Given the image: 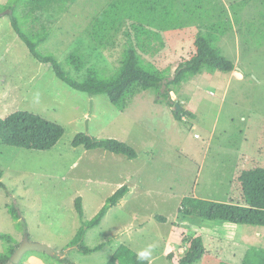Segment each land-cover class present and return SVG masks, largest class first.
I'll return each instance as SVG.
<instances>
[{
  "label": "rangeland",
  "instance_id": "1",
  "mask_svg": "<svg viewBox=\"0 0 264 264\" xmlns=\"http://www.w3.org/2000/svg\"><path fill=\"white\" fill-rule=\"evenodd\" d=\"M114 1L121 3L118 17L110 9ZM8 2L0 0V12H9L3 8ZM18 13L30 36L48 35L39 50L53 53L74 74L66 57L75 47L91 53L107 79L119 71L132 46L145 65L171 79L178 64L195 52L199 32L235 63L231 73L208 65L187 73L172 86L175 105L148 90L121 112L106 94L91 96L59 79L50 64L32 56L8 13L0 15V118L24 110L64 127L49 150L0 140V234L20 244L28 236L54 253L31 249L21 264H61L57 256L73 264H106L122 244L151 264H178L189 246L186 239L197 235L205 240L210 264H264V227L230 226L180 210L186 196H232L236 168L264 165V0L23 1ZM177 103L185 108L180 120ZM78 133L124 141L138 157L75 146ZM122 185L129 192L81 243L102 247L84 253L72 246L83 222L92 220ZM79 196L82 216L75 207ZM11 206L19 211L18 220ZM8 245L0 238V254Z\"/></svg>",
  "mask_w": 264,
  "mask_h": 264
},
{
  "label": "trees",
  "instance_id": "2",
  "mask_svg": "<svg viewBox=\"0 0 264 264\" xmlns=\"http://www.w3.org/2000/svg\"><path fill=\"white\" fill-rule=\"evenodd\" d=\"M23 1L33 3L51 0H9L7 5L3 7H9L8 15L11 25L16 34L25 42L32 56L42 63L50 64L56 76L66 82L70 87L86 92L91 96L106 94L112 104L121 112L127 109L129 103H132L131 99L136 94L148 90H154L159 94H164L168 98L167 103L174 104L175 101L173 102L172 96L170 95L172 86L180 84L187 73H199L205 65L227 73H231L235 67V63L232 60L222 54L219 48L214 47L208 37L199 32L194 40L195 52L188 59H183L178 64L174 71V77L171 79H165L162 72L153 70L145 65L141 56L132 46L125 50V58L119 71L107 79L101 75L98 64L93 62L92 54L86 53L79 47H75L66 57V64L73 69L74 74L72 71L66 69L63 63L53 53L44 54L39 50V46L47 41L48 35L40 34L34 37L30 36L23 29V22L18 13V6ZM114 2L116 3L112 2L110 9L118 17L121 14V3L119 1ZM1 10L2 8H0ZM117 17L113 19L115 22L119 20ZM234 17H236L237 22L241 25L240 15L235 13ZM261 23L264 24V21ZM136 24L138 30H141L142 34H144V24L140 22ZM138 38L140 37L138 36ZM83 75L84 78L82 81L80 80V76ZM163 88L165 89L162 90ZM184 111L185 108L182 107L179 111L175 112L178 120H180V115ZM188 113L192 115L189 111ZM63 134L64 127L61 124L50 121L34 112L17 110L5 118H0V140L6 145L29 150H49L59 142ZM73 144L75 146L84 145L87 149H104L112 153L124 155L130 159L138 157V153L134 147L116 138L97 139L85 133H78ZM1 174L0 171V178ZM230 184V193L232 196L228 194L225 199L186 196L182 200V208L180 210L186 216L196 215L215 222L227 223L230 226L244 225L263 228L264 165L258 162L251 168H236L235 180ZM0 185L4 186L1 181ZM128 192L129 187L122 185L109 197L106 204L92 220L83 222L71 245L76 246L84 253L99 250L103 244L93 248L81 244L84 241L86 231L89 228L98 226L109 209L116 206ZM75 207L80 216H82V197L79 196L75 199ZM10 211L14 218L18 220L19 211L17 208L11 206ZM158 219L166 220L164 217H159ZM0 238L7 240L9 244L7 251L0 254V264H9L12 255L21 244L7 234L1 233ZM186 240H189V246L184 250L185 254L180 258L178 264H195L206 253L205 240L202 235H197ZM171 256L173 257L174 254H171ZM61 260L66 264H73L72 262H68L66 257H63ZM21 262L19 261L17 264H21ZM211 262L212 260L210 261L208 256H205L202 260V264H210ZM106 264H150V260L133 251L127 245L122 244Z\"/></svg>",
  "mask_w": 264,
  "mask_h": 264
},
{
  "label": "water",
  "instance_id": "3",
  "mask_svg": "<svg viewBox=\"0 0 264 264\" xmlns=\"http://www.w3.org/2000/svg\"><path fill=\"white\" fill-rule=\"evenodd\" d=\"M8 12H0V15H5ZM181 106L177 103L176 109L179 111ZM31 249L39 250V251H46L50 255H53V250L48 245L42 244V243H36L29 240L28 236L24 238V241L21 243L20 247L15 251V253L12 255L10 263L9 264H17L21 260L22 255Z\"/></svg>",
  "mask_w": 264,
  "mask_h": 264
},
{
  "label": "crops",
  "instance_id": "4",
  "mask_svg": "<svg viewBox=\"0 0 264 264\" xmlns=\"http://www.w3.org/2000/svg\"><path fill=\"white\" fill-rule=\"evenodd\" d=\"M122 201V200H121ZM205 256V255H204ZM64 256H57V258L59 259V260H61L62 258H63ZM51 262L52 261H46L45 263L46 264H51ZM152 263V261L150 260V264ZM61 264H66V263H64L62 260H61Z\"/></svg>",
  "mask_w": 264,
  "mask_h": 264
}]
</instances>
